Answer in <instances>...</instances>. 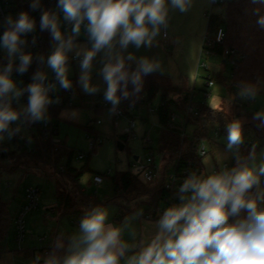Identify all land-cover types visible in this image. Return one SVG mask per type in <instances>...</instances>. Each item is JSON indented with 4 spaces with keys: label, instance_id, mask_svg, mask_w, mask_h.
<instances>
[{
    "label": "rangeland",
    "instance_id": "rangeland-1",
    "mask_svg": "<svg viewBox=\"0 0 264 264\" xmlns=\"http://www.w3.org/2000/svg\"><path fill=\"white\" fill-rule=\"evenodd\" d=\"M224 9L223 6L214 5L212 0H190L187 11L180 12L177 9H172L169 3L168 26L166 29L161 27L160 34L153 40L151 46L142 45L137 49L134 44H129L127 48L121 49L117 43L114 52L122 55L125 63H131L136 67H138L141 57H148L158 62L160 67L152 73L167 77L172 83L181 85L185 91L192 95V103L195 107L206 105L222 110L234 118L235 114L240 112V108H236V103H238L246 105L251 112L264 115V83H260L254 91H244L232 85L231 61H225L224 57L218 54L202 52L206 38H211L214 35V30L208 28V13L223 14ZM53 13L59 17L63 40L67 42L71 38L74 45L70 50H66V67L68 79L76 89L73 98L74 106L62 108L58 117L53 118L58 124L56 138L75 149L76 157L73 160V166L79 168L88 163V167L93 172L87 173L81 179L80 184L88 194L96 196L101 202H106L100 209L107 212V219H112L121 231L127 232L126 242L128 245L137 244L141 238L144 239L138 220L141 216L146 215L147 217L146 209L152 210L154 207H149L143 202H134V198L140 196L135 193L127 196V201L125 199H120L117 202L107 201L115 196L113 176L129 169L132 173H138L141 163H145L151 153L158 164L161 162L160 170H165L167 176L175 171V155L164 152L166 155L163 156L159 153L161 151L159 139L161 128L158 122L160 98L157 96L150 104L143 105L138 110L130 109L129 114L122 110V114L116 118L114 109L117 108V104L105 98L107 83L103 77L105 65L116 62L114 56L110 57L106 54V50H101L93 58L90 67L82 69L83 53L92 46V42L84 31V26L82 25L79 36H73L72 23L63 19V13L57 5L54 7ZM9 15L6 14L4 18L0 16V37H2V28L6 25L3 21ZM59 44L60 41H57L49 49L48 56L55 51ZM77 52H80V55H77ZM0 54L9 56L7 49L2 46V39H0ZM129 54H132V60L128 59ZM16 56L17 53L10 58L15 60ZM47 61L44 66V78L51 80L55 72L48 66ZM203 63L209 67L208 70L203 66ZM85 73L89 77L88 89L83 87L81 81V77ZM209 75L214 81V85L211 87L207 85ZM10 77L16 85V89L21 90L20 77L11 75ZM53 86L55 89H59L60 83L55 82ZM20 97L21 95L16 97L13 93H8V103L5 105L27 110L28 103L21 102ZM2 106L4 105L0 104V107ZM47 111L48 108L45 105L43 113ZM179 120L178 118L177 123ZM11 123H16L19 126L20 133L27 140L25 144L27 149L33 147L32 132L25 126L24 120L18 118ZM127 129H130V132L125 143L126 148L120 149L118 146L119 136L124 134ZM92 131L102 137L103 143L90 154L89 159L80 160L77 158L79 154H88L90 151L88 138L93 136ZM192 131L193 127H186L187 134H191ZM22 144L24 142L21 141L15 143L11 132L0 130V155L3 150L1 147L10 150L16 149L20 152ZM227 145V138L220 136L216 127L211 129L209 139L202 143L206 150V155L203 158V177L213 174L216 169H219L220 172L228 171L225 164L229 165L234 159L236 147L233 146L230 149ZM185 147L186 145L181 147L179 155L182 150H186ZM135 156L138 157V160H135ZM26 161L27 159L20 156L9 157L4 167L11 172H0V203H8L11 217L8 228L0 235V264H32L33 258L27 257L25 251L50 246L56 231L71 235L72 241L68 255L77 251L75 242L80 237L78 231H80L81 222L73 223L69 216L60 215L52 209L57 202L58 190L61 187L64 191H69V183L57 167L41 165V169H34L28 166ZM22 163H24L23 166H21ZM262 164H264V147L251 158L246 166L254 169L259 175V167ZM109 171L111 174L108 175ZM95 174L102 175L103 182L101 184L93 183ZM152 185L150 186L152 187ZM30 186L40 189V202L37 209L25 215L26 235L24 241L19 244L16 238L14 216L25 206V190ZM72 197L73 209L77 211L78 216H81L88 210V207H84L88 201L79 194L72 195ZM163 206L164 201L160 203V207Z\"/></svg>",
    "mask_w": 264,
    "mask_h": 264
},
{
    "label": "clouds",
    "instance_id": "clouds-1",
    "mask_svg": "<svg viewBox=\"0 0 264 264\" xmlns=\"http://www.w3.org/2000/svg\"><path fill=\"white\" fill-rule=\"evenodd\" d=\"M38 2V0H37ZM190 0H58V8L63 19L72 23L73 36H79L82 25L90 49L84 51L82 69H88L93 58L101 50L115 58L103 68L107 83L106 99L117 103V90L121 81L127 82V72L123 71L125 59L114 49L118 43L121 49L134 44L151 46L160 34L161 27L168 26L169 3L172 9L187 11ZM33 11L37 3L30 5ZM86 22V23H85ZM3 23L8 25L4 31L2 46L9 57L18 51L23 43L22 33L34 29V21L28 12L22 11L17 18L7 16ZM264 24V18L260 20ZM41 30H49L54 40L60 41L55 51L48 56V66L55 72L62 88H69L67 76L66 50L74 45L70 38L63 40L60 20L57 14L44 12L40 19ZM80 55V52H77ZM133 59L132 54L128 56ZM19 73L23 74L32 57L21 54ZM160 64L148 57H141L132 82L140 80V73L156 71ZM12 60L0 73V97L13 93L16 97L22 91L9 73ZM42 81L44 74L37 72L33 78ZM83 87L89 88V77H81ZM93 91L95 89H92ZM27 113L33 120L41 119L48 102L42 83L28 85ZM261 114L257 113V117ZM19 114L10 105L0 107V130L16 121ZM228 148L242 143L241 125L233 122L228 127ZM264 176V164L259 167V175L248 166H237L206 177L192 176L185 179L179 188L181 203L168 207L158 221L159 232L138 255H132L127 264H264V193L253 197L250 190L260 183ZM190 193V195H188ZM243 214V215H242ZM231 218V220H230ZM107 212L96 208L85 215L80 224L81 236L75 242L77 251L68 255L62 264H120L129 251V245L121 241V229L106 224ZM83 245V247H81ZM46 264H60L58 257H51Z\"/></svg>",
    "mask_w": 264,
    "mask_h": 264
},
{
    "label": "trees",
    "instance_id": "trees-1",
    "mask_svg": "<svg viewBox=\"0 0 264 264\" xmlns=\"http://www.w3.org/2000/svg\"><path fill=\"white\" fill-rule=\"evenodd\" d=\"M4 4L5 0H1ZM37 3L35 11L30 7L31 4ZM7 13L14 19L19 13L26 11L29 17L34 21V29L29 33H22L21 40L27 39L37 44L36 58L32 64H29L26 71L21 74L18 71L20 63L14 62L9 56L0 54V73H3L12 60L11 76L22 77L28 76V79L21 82V102L28 103V97L24 92L27 91L28 85L35 81L37 72L44 74V66L47 61L48 51L52 48L57 40H54L49 30H41L40 19L44 12L53 13L54 7L58 5V0H8ZM11 6V7H10ZM225 9L223 14H211L209 17L208 28L214 32L220 26H223L226 32L225 39L222 43H215L210 47V53L218 54L224 57L225 61L232 62L231 82L232 85L244 90L254 91L260 83H264V24L260 23L264 18V0H230L227 4L222 5ZM8 25L2 28V36ZM37 33V38L33 34ZM113 64L115 62H112ZM123 71L127 72V82L121 81L117 90L119 97L117 108L124 110L129 114V110H138L143 105L150 104L157 96L160 98L158 107V122L160 125V154L175 155L176 171L179 173L187 169L190 173L197 176L203 175V158L199 154V148L205 140L209 139V133L214 127L220 136L227 138L228 127L233 122H239L242 132V143L236 147V155L229 164L228 171L237 166H245L256 156L257 152L264 147V115L257 117V113L248 110L246 105L236 103V108L240 112L231 117L228 113L211 108L206 105L195 107L192 103V95L183 89L181 85L174 84L167 77L155 73H140V80L137 83L132 82L133 74L137 67L131 63H125ZM75 89V87L72 85ZM8 103V94L0 97V104ZM116 107V106H113ZM18 114V118L24 120L25 125L33 128V150L28 151L25 145H21V151L16 149L10 150L1 147L3 150L0 155V172L7 171L4 166L9 157L20 156L27 159L28 166L34 169H41V165H53L57 167L62 176L69 183V191L58 190L57 202L52 208L60 215H67L73 223H80L88 213L96 208H102L106 202H101L94 195L88 194L80 184L81 179L89 172H93L88 163L77 168L73 166V160L76 157L75 149L67 146L66 143H53V138L58 135V124L53 121L48 128H44L42 120H33L29 114L24 113L21 109L11 107ZM62 107H56L52 110V116L58 117ZM177 114L185 120L186 127H193L191 134L181 135L180 124L172 123V116ZM242 119V120H240ZM32 129V130H33ZM87 129H90L87 127ZM1 131L12 133L15 143L18 142L17 133L6 127ZM93 135H99L92 131ZM129 133L119 136V141L124 145L127 142ZM186 145V150H179ZM126 146L124 147V149ZM96 148L93 150L95 151ZM89 152L87 158H90ZM166 154H165V153ZM24 163L21 164L23 166ZM31 164V165H30ZM26 166V165H25ZM13 171V170H12ZM97 173V172H95ZM260 183L250 190L249 195L256 197L264 193V176H259ZM115 184V196L107 202H117L125 199L132 193L140 194L134 198V202H143L149 207H158L165 198L181 196L179 192H171L165 187L164 178L156 183L146 182L141 176L125 170L113 176ZM58 182V181H56ZM154 184V185H152ZM58 185V183H57ZM152 185V187L150 186ZM143 191V192H141ZM80 195L88 202L84 207H88L81 216L73 209L72 195ZM127 201V200H126ZM264 207V203L260 204ZM150 211L151 209H147ZM243 215V214H242ZM231 220V218H230ZM11 221L8 211V203H0V235L8 228ZM72 237L70 234L56 231L53 235V242L48 247L25 251L27 257L33 258L32 264H46L47 260L55 256L59 258L60 264L68 256V249L71 245Z\"/></svg>",
    "mask_w": 264,
    "mask_h": 264
},
{
    "label": "built area",
    "instance_id": "built-area-1",
    "mask_svg": "<svg viewBox=\"0 0 264 264\" xmlns=\"http://www.w3.org/2000/svg\"><path fill=\"white\" fill-rule=\"evenodd\" d=\"M228 1L230 0H212V3L214 5H224L227 4ZM9 4L8 0H5V3L0 5V16L4 18L6 16L7 10H8ZM211 12L208 13V16H211ZM37 33L33 34L34 40L37 38ZM226 32L223 26H220L216 29L214 32V35L211 38H206V46L204 45L203 48V53L210 54V47L215 44V43H222L225 39ZM36 49H37V44L34 41H29L27 39H24L23 43H20L18 46V51H17V56L16 59L13 60L14 62L20 63L19 57L21 54H30L32 57V60L30 64L33 63V61L36 58ZM48 59V58H47ZM203 66L208 70L209 67L203 63ZM28 79V76H22L20 77L21 82L25 81ZM55 82H59V80L56 78V74L52 76L51 80H46L45 78L40 81V83L43 84L45 90H46V96L48 99V102L46 103V106L48 108V111L43 113L41 120L44 128H48L50 124L53 123V116H52V110L56 107H72L74 106L73 98L76 94V89L72 87V84L69 88L65 89L60 86L59 89H55L53 84ZM60 83V82H59ZM207 85L209 87L214 85V81L211 78V76H208V81ZM25 94H28V92H24ZM29 98V94L27 95ZM24 113H27L26 110L21 109ZM28 114V113H27ZM114 114L115 117L118 118L122 114V109L116 108L114 109ZM180 119L179 122L177 123V119ZM98 122H100L98 120ZM172 123L174 124H180L182 126L181 128V135L184 136L186 134V125H185V120L180 118L177 114H174L172 116ZM8 128L16 131L17 133V139L18 141L24 142L23 145H25L27 140L25 137L20 133L19 131V126L16 123H9ZM31 128V132L33 134L34 129ZM130 129H127L125 133H129ZM33 136V135H32ZM53 143H60V140H58L56 137L53 138ZM103 143L102 137L100 135H93L92 137L88 138V144H89V149L93 151L95 148H97L99 145ZM26 146V145H25ZM21 148V146H20ZM33 147L28 149V151H32ZM199 154L201 156L206 155V150L204 146H200L199 148ZM88 154L81 153L77 156V158L85 159L87 158ZM164 156V154H161ZM135 165V164H134ZM161 162L158 164L156 161V158L151 155L146 159L145 163H141L138 173L136 175L141 176L146 182L150 183H156L160 181V179L164 178L165 181V187L169 189L171 192H179L180 186L183 184L185 179L188 177L192 176L189 170L183 169V171H180L179 173L175 171L170 174L166 175L165 170L161 171L160 166ZM225 167H229L228 164H225ZM176 168V167H175ZM215 173H220L219 169L214 170L213 174ZM111 174V172H108V175ZM135 174V173H134ZM161 175V176H160ZM93 183L95 184H101L103 182V177L100 174H95L93 177ZM180 193V192H179ZM190 195V193L188 194ZM180 197V196H179ZM25 206H23L14 216V225H15V232H16V238L17 242L21 244L26 235V223H25V215L39 207V202H40V189L38 187L30 186L27 187L25 190ZM181 203L180 198L177 196L175 197H169L164 199V206L163 207H156L152 210L149 211L147 217L148 218H161L164 211L174 205H179Z\"/></svg>",
    "mask_w": 264,
    "mask_h": 264
},
{
    "label": "crops",
    "instance_id": "crops-1",
    "mask_svg": "<svg viewBox=\"0 0 264 264\" xmlns=\"http://www.w3.org/2000/svg\"><path fill=\"white\" fill-rule=\"evenodd\" d=\"M146 211L149 213L147 209ZM159 220L160 218H148L146 217V215L141 216V218L138 221L140 225L141 234L144 237V239L141 238V240L137 244L132 243L129 245V251H127L125 256L121 258L120 264H127L128 259L132 255L134 254L138 255L139 252L155 238L156 234L159 232V227H158ZM106 224H112L114 226H117L112 219H107ZM78 236H81V230L78 231ZM126 236H127V232L125 230L121 231V237H120L121 241L127 243Z\"/></svg>",
    "mask_w": 264,
    "mask_h": 264
},
{
    "label": "water",
    "instance_id": "water-1",
    "mask_svg": "<svg viewBox=\"0 0 264 264\" xmlns=\"http://www.w3.org/2000/svg\"><path fill=\"white\" fill-rule=\"evenodd\" d=\"M118 146H119L120 149H124V147H125V145L122 142H119ZM134 158H135V160H138L137 156H135Z\"/></svg>",
    "mask_w": 264,
    "mask_h": 264
}]
</instances>
